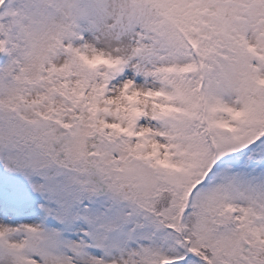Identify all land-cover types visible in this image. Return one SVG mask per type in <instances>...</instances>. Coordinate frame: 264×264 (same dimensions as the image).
I'll use <instances>...</instances> for the list:
<instances>
[{"label":"snow or ice","instance_id":"obj_1","mask_svg":"<svg viewBox=\"0 0 264 264\" xmlns=\"http://www.w3.org/2000/svg\"><path fill=\"white\" fill-rule=\"evenodd\" d=\"M0 264H264V0H0Z\"/></svg>","mask_w":264,"mask_h":264}]
</instances>
